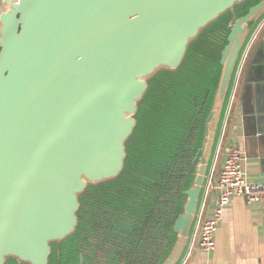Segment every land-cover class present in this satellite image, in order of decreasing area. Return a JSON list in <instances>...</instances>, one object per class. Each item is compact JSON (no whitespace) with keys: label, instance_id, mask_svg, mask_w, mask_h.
<instances>
[{"label":"water","instance_id":"95a60500","mask_svg":"<svg viewBox=\"0 0 264 264\" xmlns=\"http://www.w3.org/2000/svg\"><path fill=\"white\" fill-rule=\"evenodd\" d=\"M263 21L264 0H0V264H122L115 243L153 198L91 189L122 177L147 116L190 77L200 96L188 134L197 131L158 263L182 264ZM196 49L194 71L169 84ZM180 126L167 115L156 134L169 128L175 141Z\"/></svg>","mask_w":264,"mask_h":264},{"label":"trees","instance_id":"16d2710c","mask_svg":"<svg viewBox=\"0 0 264 264\" xmlns=\"http://www.w3.org/2000/svg\"><path fill=\"white\" fill-rule=\"evenodd\" d=\"M198 53V49L192 57V52L190 53V63H187L184 71L171 76L169 84L194 71L191 64L196 61L195 55ZM196 83L194 91L193 80L185 77L180 84L181 95L177 97L169 95L166 104H160L155 111L150 112L152 116L148 115L144 122L145 124L150 122V127L140 128L129 145L130 154L122 177L111 184L91 189L94 192L102 191L100 195H110L108 193L119 190L124 191L126 195L131 193L147 196L150 193L153 198L151 202L148 197V204L151 207L148 213L142 210L139 215H135L134 234L129 236L128 241L115 243L123 251L122 264H158L164 251L167 252L172 244L171 223L174 207L180 199V191L185 181L186 162L190 156L189 148L197 131L196 127H192L191 133L188 134L189 126L187 127L188 121L192 120V116L197 114L199 108L200 94ZM167 115L177 116L183 124L175 134V141L171 139L173 133L169 128L164 129L159 137L156 134ZM92 197L98 198V194ZM123 207L127 214L130 211L127 201ZM83 213L86 214L84 210ZM104 221L110 224L119 223L113 217L110 220L105 218ZM161 232L164 241H159ZM149 237L157 241H148ZM132 247L134 253L131 255Z\"/></svg>","mask_w":264,"mask_h":264},{"label":"crops","instance_id":"0c3cea01","mask_svg":"<svg viewBox=\"0 0 264 264\" xmlns=\"http://www.w3.org/2000/svg\"><path fill=\"white\" fill-rule=\"evenodd\" d=\"M231 147L243 154L246 179L264 182V53L260 36L251 41L235 78L211 166V181ZM216 197L211 185L204 197L205 217ZM182 264H264L263 204L233 197L216 232L215 249L201 251L193 239Z\"/></svg>","mask_w":264,"mask_h":264},{"label":"built area","instance_id":"2783aa9c","mask_svg":"<svg viewBox=\"0 0 264 264\" xmlns=\"http://www.w3.org/2000/svg\"><path fill=\"white\" fill-rule=\"evenodd\" d=\"M258 36L261 38L264 53V21L258 27L253 39ZM242 160V152L236 147H231L214 180L211 181L212 175L208 180L207 189L214 185L217 197L208 216L203 215L204 199L200 207L192 240L196 239L198 249L201 251L208 253L215 249L216 232L222 221L223 213L233 197H243L248 203L259 202L264 206V182L247 180L242 168Z\"/></svg>","mask_w":264,"mask_h":264},{"label":"flooded vegetation","instance_id":"af4514ba","mask_svg":"<svg viewBox=\"0 0 264 264\" xmlns=\"http://www.w3.org/2000/svg\"><path fill=\"white\" fill-rule=\"evenodd\" d=\"M164 241V235H163V233L161 232V233H159V241ZM148 241H157V239H152L151 237H149V240ZM132 251H131V255L134 253V248L132 247Z\"/></svg>","mask_w":264,"mask_h":264}]
</instances>
